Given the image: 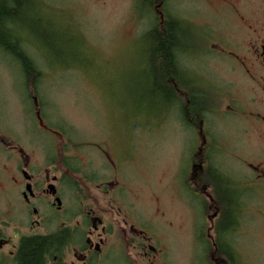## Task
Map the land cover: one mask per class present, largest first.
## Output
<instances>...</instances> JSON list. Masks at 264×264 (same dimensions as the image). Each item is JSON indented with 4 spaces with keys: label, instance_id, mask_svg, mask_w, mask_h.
Segmentation results:
<instances>
[{
    "label": "rangeland",
    "instance_id": "obj_1",
    "mask_svg": "<svg viewBox=\"0 0 264 264\" xmlns=\"http://www.w3.org/2000/svg\"><path fill=\"white\" fill-rule=\"evenodd\" d=\"M39 1L66 10L69 18L65 27L47 33L50 39L56 34L52 50L42 44L50 61L32 48L42 74L36 86L26 90L17 65L0 50V191L17 176L18 151L40 165L49 145L56 147L52 155L66 152L75 158L74 143L82 177L86 170L99 177L89 187L97 208L117 206L137 222L154 221L160 234L153 244L171 264H232L215 252L220 222L215 229L218 205L209 200L218 198L227 182L217 172L206 180L205 173L202 185L211 188L210 195L195 193L192 181H200V170L191 167L203 137L197 129L180 128L171 119H178L174 109L151 93L153 55L145 32L151 20L135 11L136 0ZM218 1L168 0V10L202 39L193 36L191 45L184 43L181 61L198 70L202 87L209 90V85L214 93L209 133L223 146L222 152L209 153L210 161L242 193L243 213L237 230L228 235L230 245L239 264H264V126L258 121L264 117V65L259 66L264 64V0ZM70 20L83 35L81 48L80 40H73L77 33ZM27 94L38 98L36 106ZM104 156L115 161L123 182ZM116 180L126 195L118 204L97 188ZM10 189L6 186V193Z\"/></svg>",
    "mask_w": 264,
    "mask_h": 264
},
{
    "label": "flooded vegetation",
    "instance_id": "obj_2",
    "mask_svg": "<svg viewBox=\"0 0 264 264\" xmlns=\"http://www.w3.org/2000/svg\"><path fill=\"white\" fill-rule=\"evenodd\" d=\"M224 1L219 0L218 2L226 5ZM159 19L162 22L164 17L160 16ZM190 32L202 43V39L194 33L192 27H190ZM263 47L261 59H264ZM258 53L259 51L256 50L254 56ZM181 56L182 54L179 56L180 65L184 72L180 77L181 85L179 87L174 82L172 83L178 103L176 108H172L171 105L169 111L174 109L172 114L176 113L178 119L176 117H171V119L177 120L180 128H189L194 131L197 129L203 137L199 154H195V162L191 167L193 170H200L198 175L200 181L192 182H195L193 185L195 193L197 191L201 195L208 194L211 191L208 190V186L202 185V175L208 173L206 178L208 180L209 175L211 177L213 174L212 169L222 173L213 167L209 155L213 151L222 152L220 150L221 141L214 140L209 133L208 116L214 112L215 96L209 85V90L202 87L200 78L203 75L198 70L186 66L181 61ZM261 80L264 90V76ZM192 85L199 86L208 98L202 116L195 115L193 117L181 114L184 107L186 110V106L191 105L187 88ZM183 102H185L184 105H182ZM244 119L246 124H250V116L246 114ZM258 121L264 126V117L259 118ZM206 133L210 136L209 138L205 136ZM70 134L73 137V133ZM0 146L3 148L2 145ZM73 147L74 143L71 151L76 156L75 158L66 152L58 153L57 150V153L52 155L56 147L49 145L48 151L44 149L42 161L39 160L40 165L39 163L32 164L30 155L28 156L22 149V152L18 151L20 159L17 176L9 182L7 181L6 186L11 188L8 193H6V186H3L0 191V264H20L18 254L22 241L38 237L53 238L51 255L44 257V264H115L116 262V264H171V260L161 257V252L155 248V241L158 240L156 237L160 233L153 229L154 221L150 220L147 224H143L142 221L137 222L129 212L125 215L122 214V209H118L117 206H114L115 209L109 210H102L95 206L91 200L89 187L93 180L96 181L99 177L97 174L87 173V170L83 173L85 178L82 177L83 171L78 169L76 162L79 159V156L76 155L78 152ZM115 150L118 153L120 149ZM104 155L107 153L104 152ZM105 158L111 173L123 182L121 170L117 168L115 161ZM250 167L252 170L258 171L256 176L262 179L259 170L252 164ZM190 176L192 177V173ZM226 179L229 181L224 180L227 182V188L232 192L233 190L230 188L234 182L228 176ZM103 183L97 188L102 191L101 193L105 197L116 200L117 204L119 201H126V195L120 193L121 187L118 180L106 187ZM199 188L202 192L196 190ZM209 189L211 190V188ZM12 190L19 191L13 194ZM194 198L196 199V197ZM209 200L218 205V198H209ZM110 204L112 203L110 202ZM214 210V217L218 222L212 228L215 226L217 229L223 215V208L218 205ZM214 247L217 252L215 240Z\"/></svg>",
    "mask_w": 264,
    "mask_h": 264
},
{
    "label": "trees",
    "instance_id": "obj_3",
    "mask_svg": "<svg viewBox=\"0 0 264 264\" xmlns=\"http://www.w3.org/2000/svg\"><path fill=\"white\" fill-rule=\"evenodd\" d=\"M135 11H140L143 16L142 19L149 18L151 20L148 24L150 28L145 31L151 41L153 55L149 65L151 93L160 95L166 106L170 107L172 105V108H176L178 101L172 83L174 82L176 86L180 87V77L184 73L179 56L186 51L184 43L191 45L195 41L193 34L185 28L189 24L171 15L168 10V0H136ZM65 12L66 10L55 9L52 6L48 7L46 3H41L39 0H0V50L17 65L26 90L27 87L30 88L29 86L38 85L42 80V74L32 57V48L35 47L39 52L44 53L50 61L43 46L46 50L54 48L53 42L56 40V34H53L52 39H50L47 33L50 30L58 31L60 27H65L69 18L68 15L66 18L64 14L68 13ZM160 16L164 17L162 22L159 19ZM70 22L73 23L77 33L73 36V40L74 42L80 40L81 44L77 46L81 48L83 35L77 23L71 20ZM187 90L189 91L191 105L186 106V110H184V107L181 114L192 115L193 117L195 115L202 116L208 103L206 93L199 86L194 85L189 86ZM26 96L34 101L36 106L38 98L28 97V94ZM54 129L60 128L56 127ZM212 172L215 174L217 171L212 169ZM217 173L223 180L229 182L224 174ZM230 189L233 191L230 192L226 185L224 189L220 190L218 196L217 203L223 208V215L219 221L218 240L216 241L217 253L218 256H223L231 263L233 262L232 264H239L236 249L230 245L228 235L239 227V221L243 213L241 211L243 208V205L241 206L242 193H237L236 183H233ZM52 243V237L23 240L18 254L20 257L18 259L19 263L44 264V257L51 255Z\"/></svg>",
    "mask_w": 264,
    "mask_h": 264
},
{
    "label": "water",
    "instance_id": "obj_4",
    "mask_svg": "<svg viewBox=\"0 0 264 264\" xmlns=\"http://www.w3.org/2000/svg\"><path fill=\"white\" fill-rule=\"evenodd\" d=\"M263 53H264V47H263Z\"/></svg>",
    "mask_w": 264,
    "mask_h": 264
}]
</instances>
